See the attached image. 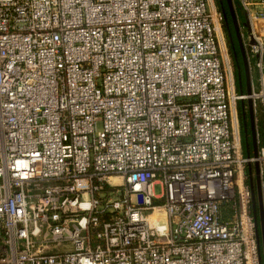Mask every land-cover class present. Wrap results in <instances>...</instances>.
Listing matches in <instances>:
<instances>
[{"label":"built area","instance_id":"built-area-1","mask_svg":"<svg viewBox=\"0 0 264 264\" xmlns=\"http://www.w3.org/2000/svg\"><path fill=\"white\" fill-rule=\"evenodd\" d=\"M232 1L250 94L210 0H0V264H260L236 102L264 123V0Z\"/></svg>","mask_w":264,"mask_h":264},{"label":"water","instance_id":"water-1","mask_svg":"<svg viewBox=\"0 0 264 264\" xmlns=\"http://www.w3.org/2000/svg\"><path fill=\"white\" fill-rule=\"evenodd\" d=\"M226 1V6L227 9L230 13L232 22L237 30V26H238V19H237V15L235 12V5L233 4L232 0H225ZM243 19H244V25L249 27V23L247 20V17L245 15V13H243ZM247 27V28H248ZM237 37H238V42H239V46L241 49V54H242V61H243V66H244V71H245V80H246V94H250L251 92V81H250V76H249V65H248V60H247V56L245 54V50L243 47V43L240 39L239 34L237 33ZM249 41H251L249 39ZM240 93H243L242 90L240 91ZM244 100H241V102H243ZM247 104H248V115H249V119H250V125H251V137H252V141H253V149L251 151V153L247 154L250 155L252 154L253 156L257 155V139H256V131H255V123H254V116H253V103L251 101L250 98L246 99ZM254 169H255V184H256V197H257V206L259 209V223L257 220V216H256V199H255V191H254V187H253V181L252 178L250 177V185L253 189V201H252V208H253V214L255 217V222H256V238H257V242H258V249H259V262L260 264H264V209H263V204H262V200H261V189H260V183H259V178H258V164L254 163ZM249 172H251V166H249L248 168ZM261 240V242H260Z\"/></svg>","mask_w":264,"mask_h":264},{"label":"flooded vegetation","instance_id":"flooded-vegetation-1","mask_svg":"<svg viewBox=\"0 0 264 264\" xmlns=\"http://www.w3.org/2000/svg\"><path fill=\"white\" fill-rule=\"evenodd\" d=\"M242 12V11H241ZM228 14L229 11H228ZM243 15V12H242ZM224 23H225V29H226V36L229 42V47H230V51L232 52V55L234 56V63H235V68H236V75H237V83H238V88L240 89V91L242 90L243 93H246V80H245V71H244V66H243V61H242V54H241V49L239 46V42H238V37H237V33L240 36V39L243 43V47L244 50L246 49V44L249 40V36L248 39L244 36V31H247V27L244 25V19L241 20V17L238 18V28L236 30L231 16L229 15V17L225 14L224 16ZM245 54H246V50H245ZM241 101V100H240ZM246 101V100H244ZM243 101V102H244ZM247 102V101H246ZM240 123H241V129L242 132L245 133V138L248 140V137L250 138V149L252 151V147H253V141H252V137H251V125H250V119H249V115L248 112L242 111L241 113V117H240ZM240 133V132H239ZM240 136V141H241V134H239ZM248 143V142H247ZM253 181V187L256 188V184H255V180ZM254 188V189H255ZM255 199H256V216H257V220L259 223V209L257 206V197L255 195ZM261 242V240H260Z\"/></svg>","mask_w":264,"mask_h":264},{"label":"rangeland","instance_id":"rangeland-1","mask_svg":"<svg viewBox=\"0 0 264 264\" xmlns=\"http://www.w3.org/2000/svg\"><path fill=\"white\" fill-rule=\"evenodd\" d=\"M210 1H211V4L216 9H219L218 0H210ZM242 19H243V17H242ZM250 33H251V28H250V24H249V27L247 28V31L246 32L244 31V36L248 39V36L250 35ZM220 39H221V42H223L222 45H223V48H224V58H225L227 66L229 67V70L231 72V76H232V79L234 81V86H235L234 64H233L232 56L230 55V52H229L227 36H226L225 30H224V21H223V25H222V32H221V38ZM249 76H250V81H251V90H252V87H253V89L257 90L259 85H258V80H257L258 75H257L256 70H254L253 68L249 69ZM238 103H239V101L236 102V118H237L238 130L240 132L241 123H240V116L238 115V110H237V104ZM244 107H245V110L248 112V104H247L246 101H244ZM253 116H254V123H255V131H256V128H259V127H257L258 125L260 127H264L262 108H261V106L259 104H256V106H253ZM262 141H264V139ZM257 146H258V140H257ZM255 190L256 189H254V191ZM154 192L156 194H159L161 192V188H160L159 185H155L154 186ZM255 195H256V191H255Z\"/></svg>","mask_w":264,"mask_h":264},{"label":"trees","instance_id":"trees-1","mask_svg":"<svg viewBox=\"0 0 264 264\" xmlns=\"http://www.w3.org/2000/svg\"><path fill=\"white\" fill-rule=\"evenodd\" d=\"M234 5H235V12H236V15H237V19L239 17H241V19H242V17H243L242 12H241L242 10L239 8V6L236 3H234ZM218 7H219V10L223 14V21H224L225 14L228 17L230 15V14H228V9H227V6H226V1L225 0H218ZM224 30H225V33H226L225 23H224ZM227 41H228V39H227ZM228 46H229V42H228ZM229 52H230V55L232 56V59H234V56L232 55V52L230 51V47H229ZM233 64H234V74H235V88H236V92L240 93V89L238 88V83H237V75H236V68H235L234 60H233ZM237 110H238V115L240 117H241L242 111L247 112L245 110V107H244V102L239 101V103L237 104ZM257 127H259V128H256V137L259 140V143H258V146H259L260 144H262V142H263L262 140L264 139V130H263V127H260L259 125ZM240 134H241V145H242V148H243V153H244V155L249 156L247 154L251 153V149H250L251 148L250 147V138L248 137V140H247L244 137L245 136V133L242 132V129L240 130Z\"/></svg>","mask_w":264,"mask_h":264}]
</instances>
